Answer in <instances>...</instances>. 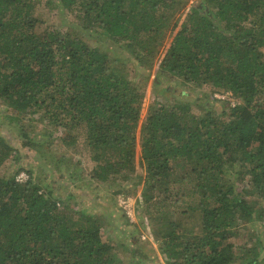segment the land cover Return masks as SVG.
<instances>
[{"label":"trees","instance_id":"trees-1","mask_svg":"<svg viewBox=\"0 0 264 264\" xmlns=\"http://www.w3.org/2000/svg\"><path fill=\"white\" fill-rule=\"evenodd\" d=\"M58 1L79 11L83 27L126 41L144 80L74 29H41L36 0H0V101L16 118L41 112L69 134L65 144L82 137L89 174L99 181L131 178L139 141L149 213L161 196H185V181L200 197L188 203L199 212L200 233L182 229L174 212L153 218L166 264H232L230 237L264 215V0H195L183 20L190 0ZM168 39L156 85L175 90L164 78L209 83L237 102L198 114L189 101L154 100L140 124L145 88ZM15 151L0 135V264H123L102 215L60 201L30 170L24 180L2 174ZM259 262L254 252L239 264Z\"/></svg>","mask_w":264,"mask_h":264},{"label":"rangeland","instance_id":"rangeland-1","mask_svg":"<svg viewBox=\"0 0 264 264\" xmlns=\"http://www.w3.org/2000/svg\"><path fill=\"white\" fill-rule=\"evenodd\" d=\"M195 0H190L181 19ZM79 11H71L62 7L58 0H36V13L45 19L41 29L47 24L50 28L76 30L88 45L98 46L113 57H119L130 68L131 76L137 81H143L145 73L136 62L129 57L126 41L116 40L103 32L99 26L90 29L83 27L78 19ZM172 36L169 38L171 39ZM168 39L161 57L156 62L152 75L145 88V97L141 110L140 124L145 119L148 106L154 100L174 103L189 101L194 112L201 114L204 109H211L218 114L223 109L237 102L229 91L218 90L207 83L203 86L184 84L180 78H164V84L174 85L175 90H163L154 83L160 60L168 48ZM177 89H186L180 93ZM225 94V96H220ZM15 108L0 101V135L6 137L16 148L14 154L4 162L3 175L29 174L38 181L43 189L51 191L52 195L75 208L83 207L103 216L105 221L104 236L114 245L119 263L123 264H166L165 256L160 250V240L153 232V218H163L175 213L178 219L184 221V228L189 233L202 232V223L198 210L189 208L188 203L197 204L199 196L190 188L189 181L184 182L186 195H169L168 200L159 197L152 203L149 213L144 202L139 199L142 174L145 172L140 163L141 147L138 141L136 147L137 168L128 180L116 178L103 182L92 178L89 170L92 167L91 153L80 137L77 143L65 144L63 140L69 134L60 128L48 124V119L41 112H28L25 116L16 118ZM15 155H20L19 159ZM183 186V187H184ZM119 189H123L119 191ZM178 193V192H177ZM128 195L135 200L136 217L132 221L121 206L119 196ZM146 217V218H145ZM157 227L162 224L156 222ZM148 229L152 238L144 239L142 234ZM240 233L230 237L234 242L235 260L239 264L246 255L258 252L260 262L264 264V224L249 222L242 224Z\"/></svg>","mask_w":264,"mask_h":264},{"label":"built area","instance_id":"built-area-1","mask_svg":"<svg viewBox=\"0 0 264 264\" xmlns=\"http://www.w3.org/2000/svg\"><path fill=\"white\" fill-rule=\"evenodd\" d=\"M220 96H225V94H222ZM28 177V175L25 172H21L19 175H17V178L19 180H24ZM121 206L124 208L125 212L127 213L128 217L134 221L137 219L136 217V205H135V200L131 196L128 195H120L119 196ZM139 199L142 200V195H139ZM146 218V217H145ZM262 222L264 224V215L262 218ZM153 234L152 232L148 229L147 232H144L142 234V238L147 239V238H152Z\"/></svg>","mask_w":264,"mask_h":264}]
</instances>
